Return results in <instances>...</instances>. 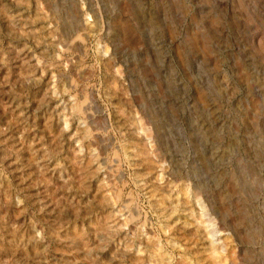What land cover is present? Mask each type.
<instances>
[{
	"label": "rangeland",
	"instance_id": "obj_1",
	"mask_svg": "<svg viewBox=\"0 0 264 264\" xmlns=\"http://www.w3.org/2000/svg\"><path fill=\"white\" fill-rule=\"evenodd\" d=\"M0 264H264V0H0Z\"/></svg>",
	"mask_w": 264,
	"mask_h": 264
},
{
	"label": "bare ground",
	"instance_id": "obj_2",
	"mask_svg": "<svg viewBox=\"0 0 264 264\" xmlns=\"http://www.w3.org/2000/svg\"><path fill=\"white\" fill-rule=\"evenodd\" d=\"M202 211V210H201Z\"/></svg>",
	"mask_w": 264,
	"mask_h": 264
}]
</instances>
